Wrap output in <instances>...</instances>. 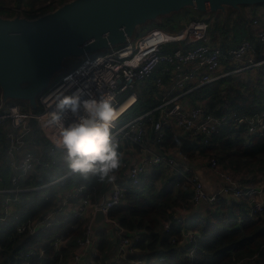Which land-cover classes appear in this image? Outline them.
<instances>
[{
  "label": "built area",
  "instance_id": "2783aa9c",
  "mask_svg": "<svg viewBox=\"0 0 264 264\" xmlns=\"http://www.w3.org/2000/svg\"><path fill=\"white\" fill-rule=\"evenodd\" d=\"M5 1L7 0H0V3ZM36 1L49 5V10L61 4V0ZM10 10L14 15H23L22 8L16 5ZM251 24L260 25V20L255 18L251 20ZM208 30V22L200 18H191L184 30L175 33L153 27L123 46L86 55L80 64L40 96L39 112H26L18 103L0 106V127L4 128L2 143H5L4 146L0 143V147L4 148L6 167L10 172L7 182L0 173V221L5 222L9 215L18 210L17 204L22 193L56 182L54 180L41 186L34 183L39 168L51 169L56 163V158L51 155L56 149L55 141H69L87 147L104 136H107L106 140L89 157L99 150L112 152L117 146L122 147L128 143L139 148L141 157L136 164L128 166L126 160L120 163L119 169H129L127 178L120 180L115 176L116 172L110 173L104 196L95 201L86 185H75L61 193L58 206L42 219L28 220L17 228L19 233L35 235L45 228L60 224L58 217L77 219L82 225L81 234L68 259L61 253L60 264H99L101 253L96 245V232L91 225L96 210H101L107 221L113 224L110 230L117 238L116 256L108 264H147L137 254L144 253L137 245L142 240L143 231H127L108 215L112 207L125 202V194L132 186L140 184L143 176L157 168L162 171L173 170L184 176L187 172L192 173L188 177L192 192L190 205L205 204L212 207L219 195H226L235 200H245L250 205L247 217L254 218L262 213L264 167L257 176L256 184L244 186L223 169L216 158H209L208 169L228 183V187L221 192L211 194L205 189L197 173L192 172L188 166L189 159L180 148L172 152L169 151L171 148L162 145L167 135L165 126L170 121L181 131L183 137L197 145H208L213 135L226 125L231 126V138L242 139L246 143L253 137L264 135V111L249 115L227 111L215 115L209 110L207 102L202 101L188 107L183 101L198 88L209 86L227 75L216 74L223 60L242 62L243 65L237 71L259 70L262 75L257 87L259 92H264V25L260 26L256 34V43L244 39L236 47L226 50L209 42ZM175 43L179 46L167 50L169 45ZM181 43L185 47H181ZM158 69L160 74L155 78L154 85L161 89L165 85V79L170 77L173 82L169 90L170 96L119 125L121 116L139 101L143 83ZM240 123L245 124L242 132ZM100 127L103 129L98 131ZM34 128L42 131L45 139L51 143L47 156L43 157L27 146V139ZM148 133L152 135L153 143L159 146L158 151L147 147ZM66 207H70V210H66ZM180 209L175 208L171 217L163 222L164 230L168 231L174 222L182 221ZM183 234L186 242L190 246L194 245L192 240L197 233L190 231ZM67 241L66 234L61 233L51 239V244L61 252ZM44 253L45 244H36L21 255L31 260ZM192 255L193 251H190L189 256ZM257 258L258 254H255L233 264H253Z\"/></svg>",
  "mask_w": 264,
  "mask_h": 264
},
{
  "label": "trees",
  "instance_id": "16d2710c",
  "mask_svg": "<svg viewBox=\"0 0 264 264\" xmlns=\"http://www.w3.org/2000/svg\"><path fill=\"white\" fill-rule=\"evenodd\" d=\"M16 1V6L21 7L22 14L28 18H35L51 9L49 5L42 4V1L28 0L23 4L25 0ZM65 1L68 0H61V3ZM189 10L192 9L175 14L166 21L170 23L176 21L180 19L181 14ZM4 11L0 3V15H14L10 11ZM249 21L245 16L239 18L238 26L234 28L237 38L242 31L241 26L249 25ZM261 21L264 22L263 19ZM227 24L226 18L225 25L215 23L214 27L220 30L226 28ZM178 46L176 43L169 45L167 50ZM149 80L150 78L147 79ZM154 80L150 84L153 93L157 92ZM231 90L230 94L227 90L223 94L222 89L203 86L196 91L204 96L209 110L215 115L227 111H235L240 115L264 111V92L257 93L254 86L246 83L232 86ZM157 104L158 101L154 100L152 95L143 102L139 100L121 116L119 125ZM244 130L245 124L240 123V131ZM231 133L230 125L223 126L213 135L208 145H197L185 137L181 140L176 139L173 133L168 132L162 145L170 147L179 145L189 160H193L199 154L212 153L218 162L227 160L230 164L248 165L260 160L264 163V160H261L264 158V135L253 137L246 143L242 139L231 138ZM102 141L103 139L101 143ZM45 143L49 150L51 143L46 139ZM101 143L82 147L79 143L68 141L51 153L56 158V163L51 169H38L34 181L36 185H46L54 180L56 182L35 191L22 193L17 204L18 210L9 215L5 222L0 221V246L3 254L12 251L5 264H23L26 261L29 264H60L61 253L67 257L68 250L62 249L61 252L55 250L51 239L68 226V232L63 234L71 238V245L76 244L82 231V225L77 219L70 217L35 235L19 233L17 228L28 220L42 219L58 206L61 193L75 185H86L88 191L92 193L93 201L104 196L110 173L119 170L122 154L127 147L117 146L112 152L102 149L89 157ZM191 176V172H187L185 176L175 172L172 177L165 179L162 170L157 168L143 176L140 184L132 186L125 194V202L112 207L108 217L117 220L127 231H143L142 240L137 245L144 252L147 264H233L255 254H258V258L253 264H264V208L262 213L254 218L247 217L250 208L244 200L219 195L214 206L193 216L189 222L197 233L192 240L194 245L186 243L182 246L185 241L183 229L187 227L188 221L182 219L181 222H174L170 230H164L163 222L171 217L173 210L189 205L192 192L188 177ZM110 232L112 230L106 229L96 232V245L101 253L99 264H108V251L112 243ZM39 243L45 244V253L41 257L28 260L21 255L22 251ZM190 251H193L192 256H189Z\"/></svg>",
  "mask_w": 264,
  "mask_h": 264
},
{
  "label": "water",
  "instance_id": "95a60500",
  "mask_svg": "<svg viewBox=\"0 0 264 264\" xmlns=\"http://www.w3.org/2000/svg\"><path fill=\"white\" fill-rule=\"evenodd\" d=\"M260 4L264 0H68L35 18L0 15V106L21 100L38 110L40 96L60 79L50 73L63 59L77 66L86 55L123 46L144 21L186 9L227 17ZM91 225L95 232L113 228L101 210Z\"/></svg>",
  "mask_w": 264,
  "mask_h": 264
},
{
  "label": "crops",
  "instance_id": "0c3cea01",
  "mask_svg": "<svg viewBox=\"0 0 264 264\" xmlns=\"http://www.w3.org/2000/svg\"><path fill=\"white\" fill-rule=\"evenodd\" d=\"M193 10H189L187 13L181 14L180 19L173 21L169 24L168 28H163L166 31L170 32V33H175V32H179L184 30L186 24L188 23V21L191 18H196V14L193 15L191 14ZM242 13L243 14H239L235 11H231L229 13V15L227 17L223 16L222 13H218V15L213 14L210 17V21L208 22L209 25V30H208V34H209V42L213 45V46H221L224 50L228 49V48H232V47H236L242 40L244 39H250L253 42H257V38H256V34L260 29V26L264 25V22H262L261 20L263 19L264 21V4H260V5H256V6H242ZM205 16V14H202L201 17ZM241 16H245L247 19L253 20L255 18L260 20V25L257 26H253L251 23H249V25L244 26L242 28V31H240L238 38L235 36V32H234V28L238 26V21L239 18ZM200 17V19H201ZM225 17V18H224ZM199 18V16L197 17ZM227 18L228 20V24L226 25V28L224 29H215V23L217 24H222L225 25V19ZM262 24V25H261ZM171 27H174L173 29H171ZM238 39L236 40L235 39ZM181 47H185L182 43H181ZM243 63L242 62H229L228 60H223L222 61V65L220 67V69L218 70V72H216V74L219 73H225L227 74L226 76L222 77L220 80L210 84V88L212 89H222L223 90V94L226 93L224 86L227 87H232L233 84L237 85L240 83H247V84H258L260 79H261V75L262 73L257 70V69H246V70H240L237 71V69L242 66ZM160 69V68H159ZM159 69L156 72H153V74L149 77L150 80L149 81H145L143 83V94L146 95L147 99L150 95L153 96L154 100H157L158 103L161 102V100L163 98H167L170 96L169 94V90L171 85L173 84L172 79L170 77H167L165 79V85L163 88L159 89L157 88V92L153 93L151 92V87L150 84L152 83V80L155 79V77H157L160 74ZM61 78V77H59ZM59 78H57L56 80H58ZM148 78V79H149ZM231 85V86H229ZM142 93V92H141ZM141 95V94H140ZM204 96H202L200 93H197V91H194L190 94H188L183 101L185 102L186 106L190 107L193 106L197 103L200 102H207V100L204 101ZM10 103H18V102H10ZM9 103V104H10ZM20 104V103H18ZM21 105V104H20ZM23 107V110L26 112H39L41 109L40 106V102H39V108L38 110H33L29 105L25 104V105H21ZM33 123V122H32ZM166 129H167V133L171 132L175 135L176 139L181 140V138L183 137V135L181 134V131L179 129L176 128V126L173 124L172 121L168 122L166 124ZM3 131L4 128L0 127V143L4 142V135H3ZM38 130H36L35 128L31 131V133L29 134V138H30V142L33 143V146L35 145V139H36V132ZM39 139V136L38 138ZM146 145L149 149H151L152 151H158L159 150V146H156L153 143V138L152 135L150 133L147 134V140H146ZM125 146L127 147V149L123 152L122 154V160H126L128 162V166L130 165H134L136 164L141 157V152L139 150V148H137L136 146L128 143L125 144ZM168 148H171V150L174 152L176 149L179 148L178 146L175 147H170L167 146ZM4 153V148L0 147V173L1 175L4 177V179L8 180L10 172L9 169H7L6 167V160H5V153ZM198 158V157H197ZM193 159V160H189V164L188 166H190L192 172L197 173V175L199 176L200 180L203 182L205 189L209 192V193H218L221 192L223 189L228 187V183L219 178L218 176L214 175L209 169H208V164H207V160L203 159ZM3 165V166H2ZM2 166V167H1ZM128 167L125 169H119L116 172V177L120 180H124L127 178L128 176ZM258 172L256 171V173L254 175H251L248 177L249 180L244 182V186H250L253 184L257 183V174ZM252 182V184H251ZM254 182V183H253ZM245 201V200H244ZM72 206V205H70ZM207 205L205 204H199V205H188L185 208H181L179 213L183 219V221H188V225H189V221L191 220V218L199 213H203L205 211V207ZM250 208V205H249ZM66 210H70V207H66ZM62 217V216H61ZM59 222H64L66 219H64L63 217L60 218L58 217ZM192 227L189 228H185L183 229L184 232H190ZM68 232V226L65 227L59 234L61 233H66ZM109 235L112 237L111 238V248L108 251V261L112 260L113 258H115L116 256V245H117V238L116 235L114 234V232H110ZM187 242L186 240L182 243V246L185 245ZM40 245H43L44 243H39ZM75 245V244H74ZM71 245V238L68 237V241L67 244H64V249L68 250V254H66V259H68L70 257V254L73 252L75 246ZM23 253V251L21 252V254ZM138 257H142L143 260L147 261L146 259H144V253H140L137 252ZM263 256H264V249H263ZM126 263H129V261H125ZM110 263V262H109ZM10 264V263H9ZM16 264V263H15ZM18 264V263H17Z\"/></svg>",
  "mask_w": 264,
  "mask_h": 264
},
{
  "label": "rangeland",
  "instance_id": "374dc122",
  "mask_svg": "<svg viewBox=\"0 0 264 264\" xmlns=\"http://www.w3.org/2000/svg\"><path fill=\"white\" fill-rule=\"evenodd\" d=\"M27 1L28 0L23 1L22 4L27 2ZM16 3H17L16 0H7L5 2H2L1 4H2L4 10H5L4 12H6V10L12 12L10 10V8H12L14 5H16ZM191 14H193V15L196 14L195 15L196 18L198 16H199V18L202 16L201 11H198L196 9H193ZM166 19L167 18L165 16H160V17H158L156 19L147 20V21H144V22L140 23V25H138L135 28L134 32L131 34L132 40H134L137 36L143 34L144 32L148 31L149 29H151L153 27L168 28L170 22H167ZM201 19L206 21V22H209V20H210V18L207 15L201 17ZM248 20H250V19H248ZM249 22L251 23V20ZM121 45H122V43H117L116 44L117 47H119ZM102 51H104V49L103 50H99L98 52H102ZM76 63L77 62L75 61V59L74 60L63 59L61 61L60 66L57 69L53 70L50 74L55 75L58 72L56 74V76L54 77V79L62 77L66 72H68L71 69L75 68L76 67ZM229 86H231V85H229ZM233 86H235V85L233 84ZM251 86L255 87L257 93L259 92L258 91L259 88L257 87L258 84H256V85L252 84ZM143 88H144V86H143ZM143 88L140 91L141 95H139V97H140L139 100L142 101V102L145 101V98H146V95L143 94ZM224 89L227 90V92L229 94L232 92L230 87L224 86ZM17 102L20 103L21 105H25V103L23 101H21V100H17ZM36 133L37 134H36V139H35V141H36L35 145L33 146V143L30 142V138H29V139H27V146H28L29 149L35 151L37 154H39V155H41L43 157L47 156V149H48L47 146L48 145H46V143H45V137L43 136V132L38 130ZM38 136H39V139H37ZM106 138H107V136L101 137L100 139L96 140L92 144V146H96L97 144L101 143L102 139H103V141H105ZM4 144L5 143H2L3 146H4ZM60 144L64 145L65 143L62 142V141L61 142H57V141L54 142V145H55L56 148L58 146H60ZM211 154H199L197 156L198 158L195 157L194 159H196V158L197 159H201V160L205 159V160L208 161L209 158L213 157V155H211ZM5 160H6V157H5ZM261 160H264V158H262ZM219 163H220V165H221V167L223 169L227 170L230 174H232V176H234L236 179H238L242 184H244L245 181L249 180L248 177L251 176V175H254L256 173V171L258 172L257 174L259 175V173L261 172L262 168L264 167V163H261L260 160H258L256 162H253V163H250L248 165H244V164H239V165L230 164L227 160L219 161ZM162 174H163V177L166 179V178L172 177L173 174H174V171L173 170H164V171H162ZM251 184H252V182H251ZM158 186H161V184H158ZM188 204H190V203H188ZM209 207H211V206H206L204 209L206 210ZM189 227H191L190 223H189V225H187L186 229L189 228ZM191 230H193V229H191ZM11 252L12 251H9V253L3 254V249L0 250V264H5V262L8 261Z\"/></svg>",
  "mask_w": 264,
  "mask_h": 264
},
{
  "label": "bare ground",
  "instance_id": "6f19581e",
  "mask_svg": "<svg viewBox=\"0 0 264 264\" xmlns=\"http://www.w3.org/2000/svg\"><path fill=\"white\" fill-rule=\"evenodd\" d=\"M102 129H103V127H100L98 131H100V130H102ZM173 228H174V227H173ZM192 231H193V230H192Z\"/></svg>",
  "mask_w": 264,
  "mask_h": 264
}]
</instances>
